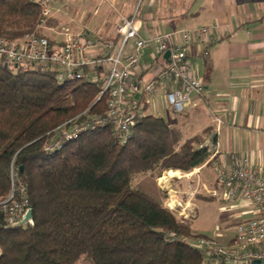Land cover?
I'll use <instances>...</instances> for the list:
<instances>
[{
    "label": "trees",
    "instance_id": "trees-1",
    "mask_svg": "<svg viewBox=\"0 0 264 264\" xmlns=\"http://www.w3.org/2000/svg\"><path fill=\"white\" fill-rule=\"evenodd\" d=\"M40 18L36 0H0V35L38 33ZM87 71L94 80L60 82L53 69L0 63V264H217V257L219 264H250L206 253L198 240L210 235L193 231L194 216L168 207L166 193L133 183L202 166L211 154L208 136L185 138L146 111L123 140L112 124L64 138L107 108V94L99 97L105 69ZM58 138L60 146L47 150ZM12 165L26 184L33 222L5 227L1 202L12 188Z\"/></svg>",
    "mask_w": 264,
    "mask_h": 264
},
{
    "label": "built area",
    "instance_id": "built-area-1",
    "mask_svg": "<svg viewBox=\"0 0 264 264\" xmlns=\"http://www.w3.org/2000/svg\"><path fill=\"white\" fill-rule=\"evenodd\" d=\"M36 1L41 8L38 24L41 26L54 16L56 5L66 0ZM141 26L140 15L136 10L118 22L115 29L119 36L117 41L102 38L88 29L68 33L60 40H51L47 35L36 32L21 38L0 35V63L5 67L31 65L39 69H53L60 82L91 81L95 77L87 69L98 66L104 68L105 82L99 97L107 94L105 112L88 115L74 130L64 131V138L74 139L83 131L112 124L117 136L123 140L138 123L139 117L146 113L148 106L153 105L154 96L160 88L166 89L165 103L179 114L191 104L193 96L204 95L205 83L195 73L192 49L196 43L209 45L218 39L215 27L210 25L151 35H142ZM167 50L172 52V62L168 67L161 60L162 52ZM204 54H209L208 47ZM147 55H150L149 59ZM159 60L163 66L151 80L146 81L137 76ZM215 121L220 122V118L215 117ZM61 141L58 138L50 142L46 146L47 150L59 147ZM217 149L216 143H209L211 152ZM231 163L228 168L214 164L217 186L209 192L218 199L253 203V216L236 223L232 250L215 249L203 238L198 240V244L206 253L213 255V251L217 250L226 255L228 260H264V173L254 168L246 157H237ZM10 172L12 188L8 198L1 202L5 212V227L16 225L30 209L26 184L20 178L18 169L12 165ZM175 202L176 206L167 202L166 205L185 218L195 215L186 211L192 207L190 204H182L178 200ZM219 258L214 262L219 264Z\"/></svg>",
    "mask_w": 264,
    "mask_h": 264
},
{
    "label": "crops",
    "instance_id": "crops-1",
    "mask_svg": "<svg viewBox=\"0 0 264 264\" xmlns=\"http://www.w3.org/2000/svg\"><path fill=\"white\" fill-rule=\"evenodd\" d=\"M129 1L133 0H118L120 9ZM143 2L140 13L142 35L203 25L214 26L218 34L215 42L209 45L196 43L192 49L195 73L205 83L204 95H195L191 104L179 114L165 103L166 89L160 88L153 105L147 108V112L163 116L170 124L180 127L185 138L204 134L208 136V144L218 145L217 151H212L202 166L189 172L168 171L174 178L166 184L167 188L160 187L163 191H168L169 187L168 195L178 196L184 203L197 207L196 201L201 197L188 196L186 192L196 186L201 192L217 186L214 164L228 168L235 158L246 157L254 168L264 173V0ZM128 8L127 14L123 15L132 14ZM99 33L95 34L106 39L119 38L115 28ZM207 47L209 54L206 56ZM160 62H153L152 69L143 70L137 76L151 80L162 68ZM215 117H219L220 122H216ZM223 202L230 207L234 217V226L223 232L222 240L227 242L234 236L236 223L253 216L254 206L246 201Z\"/></svg>",
    "mask_w": 264,
    "mask_h": 264
},
{
    "label": "rangeland",
    "instance_id": "rangeland-1",
    "mask_svg": "<svg viewBox=\"0 0 264 264\" xmlns=\"http://www.w3.org/2000/svg\"><path fill=\"white\" fill-rule=\"evenodd\" d=\"M143 1L144 0H133L126 2L123 8L121 7L120 9L118 0H66L56 5L57 8L52 17L57 19V24L50 25L48 24L49 20H47L43 25L36 27L35 31L48 34L57 40H60L68 33L86 29L95 33L98 32V34H100L99 32H102V30L104 32H110L111 29H116L118 24L117 21L119 22L120 19L125 16L123 14H127L129 11L128 6L132 13L137 10L140 15L144 3ZM156 71L157 70H155V72ZM168 112L169 111L165 110L166 114H168ZM172 178H174V175L166 171L158 178H152L150 175L136 177L133 183L137 187H142L156 195L162 196L164 193L168 195L170 188L168 187V191H163L160 187L167 188L166 184H168L169 180ZM192 179L193 178H191V180ZM183 187L184 185H182L181 188ZM199 190L200 187L198 188L196 186L186 192L188 196L201 197L199 201H196L197 207L193 205L191 208L188 207L186 209L187 212H193V214H195L192 224L193 231L195 233L207 234V236L210 235L208 238L209 240L206 239L207 237L203 239L214 248L232 250L233 238L227 242L222 240L223 232L227 230L228 227L234 226V217L232 216L230 207L225 205L223 199L214 197L207 189L202 190V192ZM208 195L212 198L208 199ZM180 199H178V196L168 195L165 202L176 206L175 201L178 200L181 201L182 204H185L184 200L182 198ZM180 207H178V209ZM78 264L90 263L83 260Z\"/></svg>",
    "mask_w": 264,
    "mask_h": 264
},
{
    "label": "water",
    "instance_id": "water-1",
    "mask_svg": "<svg viewBox=\"0 0 264 264\" xmlns=\"http://www.w3.org/2000/svg\"><path fill=\"white\" fill-rule=\"evenodd\" d=\"M171 50H167L165 52H162V55H161V60L163 61V64L164 66L168 67L171 62H172V59H171ZM32 221L33 220V209L30 207V209L27 210V213L25 215V217L20 220L19 222L16 223V225H23L25 223H28L29 221ZM250 264H264V260H258V259H253Z\"/></svg>",
    "mask_w": 264,
    "mask_h": 264
}]
</instances>
